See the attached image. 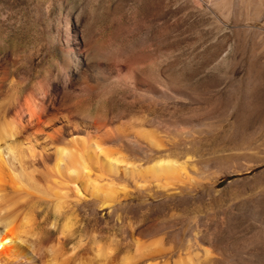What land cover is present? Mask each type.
I'll return each mask as SVG.
<instances>
[{
	"label": "rangeland",
	"instance_id": "374dc122",
	"mask_svg": "<svg viewBox=\"0 0 264 264\" xmlns=\"http://www.w3.org/2000/svg\"><path fill=\"white\" fill-rule=\"evenodd\" d=\"M64 50L86 56L90 86L68 75ZM250 52L264 68V0H0L6 118L15 97L48 82L57 117L110 127L105 146L125 148L128 161L145 166L169 155L185 165L180 181L168 184L121 168L114 207L90 202L77 215H58L51 198L37 200L45 237L58 235L69 218L75 225L67 247L78 245L82 256L109 243L114 257L134 256L138 241L152 253L137 264L170 263L187 252L208 258L204 264H264V132L238 144L233 109L221 102L227 92H249ZM140 125L156 132L162 144L155 151L145 143L138 153L126 149Z\"/></svg>",
	"mask_w": 264,
	"mask_h": 264
},
{
	"label": "bare ground",
	"instance_id": "6f19581e",
	"mask_svg": "<svg viewBox=\"0 0 264 264\" xmlns=\"http://www.w3.org/2000/svg\"><path fill=\"white\" fill-rule=\"evenodd\" d=\"M241 45L243 48L244 44ZM257 53H253L248 60L246 73L250 83L249 92H227L226 97L221 101L226 108L224 110L233 109L235 138L240 140L239 143L236 141L240 145H251L257 139V134L264 132V87L262 88L264 68L256 66L259 63ZM62 64L70 68L68 75L73 79L81 84L90 83L86 75L89 64L83 53L72 55L68 51H62ZM18 67L14 65L15 70ZM97 72L102 79H105L104 73ZM1 73L6 74L8 71L3 67ZM130 76L135 77L132 72ZM45 78L48 81L52 79L48 75ZM251 78L256 81L250 82ZM3 79H0V89ZM105 83L108 84L107 80ZM94 84L96 82L93 83L92 88L95 87ZM38 85H40L38 91H33L31 88L22 98L13 99L11 109L13 115L11 112L8 114L14 117L10 116L12 120L5 117L8 109H4V101L0 102V264H137L136 259L139 257L144 261L143 257H148L152 252H144L145 249L137 243L138 241L136 246L140 249L134 256L127 254L114 257L111 243L96 244L94 250L82 256L77 252L78 245L72 244L67 247L66 243L73 233L75 221L66 218L58 235L45 237V228L41 225L33 204L39 199L49 197L51 203L54 202V212L58 215L77 213L81 207L88 205L90 207V202L99 207H114L120 202L118 173L121 168L125 175L148 173L150 177L156 178V181L164 179L168 184V180L180 181L181 175L185 174L184 163L169 155L157 157L145 166L136 161H128L124 157L125 154L121 153L125 148L120 151L119 148L105 146L107 141L112 142L109 141L112 136L110 127L85 119L57 117L51 86L48 82L45 85ZM134 136L136 139L132 141L135 146L130 144L125 146L134 153L140 152L138 149L144 143L147 145V151H153L162 144L153 129L141 125L135 129ZM122 139L123 137L117 135L116 140L119 143H122L124 140ZM40 168L45 170L44 175L48 178L44 179L45 181L42 180V175L38 174ZM23 191L27 192L26 197L23 202L17 204ZM57 226L56 221H53L49 228L56 229ZM193 231L197 234V229ZM137 233H141L140 230ZM114 241L111 239L110 242ZM156 242L161 244L160 239ZM159 255L155 254L158 257ZM206 259L208 260L197 253L187 252L183 256L178 255L169 261L170 263L160 264H204Z\"/></svg>",
	"mask_w": 264,
	"mask_h": 264
}]
</instances>
